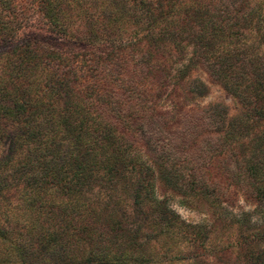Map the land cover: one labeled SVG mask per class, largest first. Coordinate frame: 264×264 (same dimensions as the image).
Masks as SVG:
<instances>
[{
  "label": "trees",
  "instance_id": "obj_1",
  "mask_svg": "<svg viewBox=\"0 0 264 264\" xmlns=\"http://www.w3.org/2000/svg\"><path fill=\"white\" fill-rule=\"evenodd\" d=\"M31 16L79 51L17 40ZM0 48V253L71 240L87 264H144L147 222L201 257L203 224L170 217L159 181L211 212L232 185L264 226V0H0ZM194 70L235 115L183 104L207 93Z\"/></svg>",
  "mask_w": 264,
  "mask_h": 264
},
{
  "label": "rangeland",
  "instance_id": "obj_2",
  "mask_svg": "<svg viewBox=\"0 0 264 264\" xmlns=\"http://www.w3.org/2000/svg\"><path fill=\"white\" fill-rule=\"evenodd\" d=\"M28 24L18 32L19 41L37 40L51 46L58 51H79V48L65 39L56 37L42 26L35 16L27 19ZM3 49L0 48V54ZM192 78L200 79L207 85V93L203 97H193L183 101L191 108H206L222 105L227 108L229 115H235L239 106L236 101L218 84L214 83L201 70H194ZM157 195L170 217H179L185 224L202 223L201 238L198 242L201 257L193 259L191 254L190 230L176 223L149 225L144 223L138 230L142 235L139 248L146 257L144 264H264V226L260 222L259 214L250 216V223H242L243 213L254 209L252 199L241 194L232 185L225 184L224 195L221 197V209L211 212L204 204L180 203L183 195L174 192L163 181H159ZM221 195V196H222ZM185 203V204H184ZM134 229V228H133ZM136 231V230H135ZM165 233L167 236H160ZM262 233L257 240L252 236ZM174 234H178L173 236ZM93 246L79 241L50 242L45 244L42 254L30 253L24 259L19 256L7 257L0 253V264H87L86 252ZM95 246V245H94ZM115 244L100 241L95 248L104 257ZM128 246V245H127ZM122 248H128L119 246ZM129 248H133L132 245ZM2 245H0V251ZM96 263V262H95ZM91 263V264H95Z\"/></svg>",
  "mask_w": 264,
  "mask_h": 264
}]
</instances>
